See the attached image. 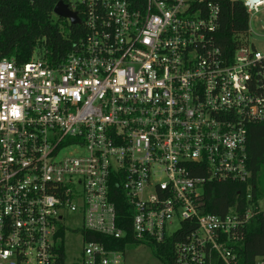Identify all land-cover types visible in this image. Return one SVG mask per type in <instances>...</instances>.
Segmentation results:
<instances>
[{"label":"built area","instance_id":"built-area-1","mask_svg":"<svg viewBox=\"0 0 264 264\" xmlns=\"http://www.w3.org/2000/svg\"><path fill=\"white\" fill-rule=\"evenodd\" d=\"M236 1L249 30L226 48L212 0H67L86 31L62 62L0 57V264H125L132 241L109 245L130 237L235 264L264 199L204 210L206 185L248 181L264 123V0Z\"/></svg>","mask_w":264,"mask_h":264},{"label":"trees","instance_id":"trees-1","mask_svg":"<svg viewBox=\"0 0 264 264\" xmlns=\"http://www.w3.org/2000/svg\"><path fill=\"white\" fill-rule=\"evenodd\" d=\"M60 0H0V57L14 58L18 63L29 61L35 53L44 55L50 62L59 64L85 35L83 24L71 25L54 14ZM67 1V0H63ZM140 7L145 0H130ZM220 7L219 27L215 33L221 47L234 46L238 35L249 30V17L236 0H212ZM247 167L250 177L245 183L234 181L214 182L205 187V212L224 214L230 207L251 193L254 200L264 199V123H252L248 128ZM130 231V226L127 227ZM88 240L105 241L102 235H87ZM126 238L109 245L125 249ZM172 243L151 244L162 264H173ZM236 254L235 264L264 262V213L250 218L243 238L230 244ZM128 248V247H127Z\"/></svg>","mask_w":264,"mask_h":264},{"label":"rangeland","instance_id":"rangeland-1","mask_svg":"<svg viewBox=\"0 0 264 264\" xmlns=\"http://www.w3.org/2000/svg\"><path fill=\"white\" fill-rule=\"evenodd\" d=\"M253 15L252 21L250 23V29H252L253 35L252 38L255 41L262 39L259 35L255 33H262L264 30L261 26L264 24V15H257L258 18ZM264 47L263 45H261ZM70 250V253L74 252L73 240L69 241V246L67 247ZM125 264H162L160 259L154 253L151 245L141 244L130 246L124 256ZM257 264H263V262L258 259Z\"/></svg>","mask_w":264,"mask_h":264},{"label":"water","instance_id":"water-1","mask_svg":"<svg viewBox=\"0 0 264 264\" xmlns=\"http://www.w3.org/2000/svg\"><path fill=\"white\" fill-rule=\"evenodd\" d=\"M53 12L57 17L68 20L71 25L80 24L77 12L72 11L63 0L55 5Z\"/></svg>","mask_w":264,"mask_h":264}]
</instances>
